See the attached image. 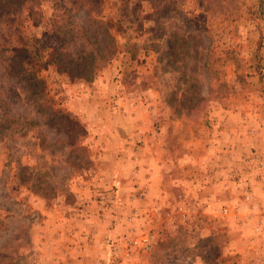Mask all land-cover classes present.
Here are the masks:
<instances>
[{
  "label": "rangeland",
  "instance_id": "rangeland-1",
  "mask_svg": "<svg viewBox=\"0 0 264 264\" xmlns=\"http://www.w3.org/2000/svg\"><path fill=\"white\" fill-rule=\"evenodd\" d=\"M0 11V264H41L35 233L51 208L104 234L102 264H264V238L254 251L238 234L263 227L249 212H263L264 0H0ZM95 19L111 45L85 80L50 52L58 25L93 31ZM13 50L42 81L41 104L5 72ZM144 233L148 252L115 259Z\"/></svg>",
  "mask_w": 264,
  "mask_h": 264
},
{
  "label": "crops",
  "instance_id": "crops-1",
  "mask_svg": "<svg viewBox=\"0 0 264 264\" xmlns=\"http://www.w3.org/2000/svg\"><path fill=\"white\" fill-rule=\"evenodd\" d=\"M152 170L153 169L149 168V166H141L137 171L144 177V180L147 183L149 189L152 188V185L154 183ZM260 190L263 194V197H259V202H256V204H260L263 212L261 213V215H259L258 208L253 207L252 211L249 212V215L252 217V220L254 219L256 221L260 219L263 227H259L257 231H255L253 236H246L245 230H243L242 232L238 231L240 240L244 241L243 244H245V242L249 243V245L254 248V251H258L257 243L259 239L264 238V183L260 187ZM32 207L35 206L32 205ZM42 216H44L45 218L46 228L40 229L41 233L39 231L35 233V238H38L35 243L40 242L41 245L46 248V255H43L41 257V259L43 260L41 261V264L106 263L105 259L107 257V254L109 253V247L105 241V237H102V235L104 234H100V236H98V233H95L96 228L92 229L90 226H88V228L83 231L71 225L74 220L76 224H84L85 222L84 220H82L81 215L78 217L75 214L68 213L67 215L58 216L54 214L53 208H51L48 211H44V214ZM93 219L96 218L93 217ZM105 231L106 233H108V230ZM82 233H84L85 237L81 236ZM109 233L111 236V230L109 231ZM63 236H65L64 238H66L64 241H62ZM41 238H43V241H39V239ZM262 240L263 239H261V241ZM100 259L102 260L100 261Z\"/></svg>",
  "mask_w": 264,
  "mask_h": 264
},
{
  "label": "trees",
  "instance_id": "trees-1",
  "mask_svg": "<svg viewBox=\"0 0 264 264\" xmlns=\"http://www.w3.org/2000/svg\"><path fill=\"white\" fill-rule=\"evenodd\" d=\"M3 13L6 12L0 11V16ZM95 21L99 25L93 31L89 30V25L86 24L65 23V25H68L67 27L58 25L56 27V42L58 45L53 46L50 52L51 55H54V60L59 66L68 67L70 70H77L78 68L80 77L85 80L92 79L96 71L104 65L103 61L111 45L109 39L111 36L105 29L106 23L100 19H95ZM76 27L80 30H76ZM97 31L103 32L102 42L98 44V47L92 42L94 33H97ZM3 52L9 51L3 47ZM4 58L8 60V62L1 60L5 72L13 74L16 79L23 82L30 103L41 104V101H45L41 97L44 92L42 81L35 75L32 68L27 66L28 63H26L24 57L13 50Z\"/></svg>",
  "mask_w": 264,
  "mask_h": 264
},
{
  "label": "built area",
  "instance_id": "built-area-1",
  "mask_svg": "<svg viewBox=\"0 0 264 264\" xmlns=\"http://www.w3.org/2000/svg\"><path fill=\"white\" fill-rule=\"evenodd\" d=\"M226 211L227 210H225V212ZM135 249H139L142 252H148L151 249V240L148 235H146V233L141 234L136 238H131L130 240H128L124 250L122 249L123 251L121 255L119 257H116L115 259L117 261H121L123 258L124 261V258H130ZM115 250L119 251L118 247H115Z\"/></svg>",
  "mask_w": 264,
  "mask_h": 264
}]
</instances>
